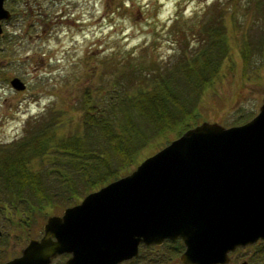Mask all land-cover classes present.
<instances>
[{"label": "rangeland", "instance_id": "374dc122", "mask_svg": "<svg viewBox=\"0 0 264 264\" xmlns=\"http://www.w3.org/2000/svg\"><path fill=\"white\" fill-rule=\"evenodd\" d=\"M52 2L3 1L11 14L0 20V166L23 156L25 171L41 175V188L39 197L25 188L17 195L15 188L2 186L0 177V229L9 235L5 246L0 238V263L7 254L18 256L30 238H39L47 216L60 214L87 192L128 173L185 129L201 121L231 126L249 120L263 94L264 0ZM199 47L206 50L198 57L216 54L206 67L214 69L212 75L199 70L204 79L194 76V70L184 74L185 63ZM148 60L165 66L159 83L180 91L175 100L185 114L160 128L157 119L151 122L145 116L151 136L128 151L130 159L119 165L118 154L109 150L99 128L102 123L92 121L97 114L85 110L82 95L120 76L127 85V63L137 67ZM199 63L200 57L196 68ZM14 76L24 83L22 90L9 85ZM159 94L163 99L161 90ZM169 101H164L166 109ZM86 115L92 123H84ZM32 136V142L49 140L42 147L20 144ZM67 142L75 146L64 147ZM177 242L141 244L136 257L120 264H180L183 246ZM12 244L11 251H4ZM261 250V244L236 248L229 252L228 264H249ZM66 258L58 255L50 264H64Z\"/></svg>", "mask_w": 264, "mask_h": 264}, {"label": "water", "instance_id": "95a60500", "mask_svg": "<svg viewBox=\"0 0 264 264\" xmlns=\"http://www.w3.org/2000/svg\"><path fill=\"white\" fill-rule=\"evenodd\" d=\"M3 1L0 20L9 17ZM9 85L25 86L16 76ZM164 240L181 242L180 264H226L229 252L264 240V88L249 120L187 128L128 173L47 216L41 236L2 264H50L62 254L64 264H120L140 244Z\"/></svg>", "mask_w": 264, "mask_h": 264}, {"label": "trees", "instance_id": "16d2710c", "mask_svg": "<svg viewBox=\"0 0 264 264\" xmlns=\"http://www.w3.org/2000/svg\"><path fill=\"white\" fill-rule=\"evenodd\" d=\"M210 40H208V42ZM219 48L221 50V47ZM198 50L199 52H194V56H191L189 60L190 62H194V66H191L189 61L185 63L188 66L184 74L186 72L189 74V70H194L191 72L194 73V76L199 79L201 77L204 79V75L202 74L201 76V71L199 72V70L202 68L207 71L208 69L206 67H209L208 60L216 54L210 52L207 57L200 55V63L197 65L200 67L196 68L200 50L203 52L206 49L204 50L199 47ZM127 64L130 68L128 70L129 74L127 73L124 75V81L128 82L127 85H124L125 83L122 84L123 80L122 76H120V80L116 79L106 87H95L91 90L90 95L88 94L89 96L86 97L87 91L82 95L83 98H86L85 110L93 109V113L97 114V118H93L92 121L94 120L93 122L95 123H102L99 128L104 129L106 133L105 140L109 150L118 154V160L120 161L119 165L130 159L128 151L133 152L135 148L144 144L147 138L151 136L146 117H148L151 122L157 119L155 124L160 128L165 125L164 123L168 125L175 123V116L180 112L185 114V111H183V108L177 102L178 100H175L177 96H181L180 91L176 90V92H174L170 90V87L168 88L167 85L162 87L159 83L162 80V75H165V66H156V63L152 60H148L137 67H133L131 63ZM174 65V63L171 64L169 68H173ZM213 73L214 69L212 68V70L206 72V75L209 76ZM203 79L201 80L203 81ZM189 86H191L190 83ZM160 90L162 95H164L163 99L159 94ZM92 99L93 101L91 102ZM168 100L170 101L166 109L164 107V101ZM86 116L87 117L84 116V123H92L91 116ZM33 137L34 136L29 140L27 139L26 142L29 141L28 143L24 142L20 144H24L22 146L25 147L38 144L37 146L42 147L46 144L45 140H49V137H42L41 139L36 138L32 142ZM70 146H75V142H67L64 147ZM23 161L24 157L18 156L11 157L8 162L5 161L1 164L0 177L3 178L2 186L4 188L8 186L13 189L15 188V193L17 195L20 193V190L25 188L26 191L30 190L34 196L39 197L37 193L40 192L39 188H41L38 185L41 175L29 173L28 171L26 172ZM179 242L177 243L179 244ZM255 244H261L263 246L264 240L257 241ZM249 264H264V250H261L259 257L250 261Z\"/></svg>", "mask_w": 264, "mask_h": 264}, {"label": "flooded vegetation", "instance_id": "af4514ba", "mask_svg": "<svg viewBox=\"0 0 264 264\" xmlns=\"http://www.w3.org/2000/svg\"><path fill=\"white\" fill-rule=\"evenodd\" d=\"M39 1H42V0H24V5H28L29 3H34V2H39ZM55 0H53V2H54ZM52 2V3H53ZM36 4H39V3H36ZM10 12H9V17L8 18H10ZM1 236H3V238H4V241H3V246H5L6 244H7V242L8 241H6V240H8L9 239V235H8V233L5 231V233H3V235H2V231H1V229H0V238H1ZM13 244L12 245H10L8 248H4L5 250L4 251H11V249L13 248ZM9 248H11V249H9ZM0 250H1V248H0ZM21 250H19V252H20ZM66 255V254H65ZM8 257V258H7ZM14 257V256H13ZM10 258H12L9 254H7L6 256H5V260L4 261H2L1 263H3V262H5V261H7L8 259H10ZM0 263V264H1Z\"/></svg>", "mask_w": 264, "mask_h": 264}]
</instances>
